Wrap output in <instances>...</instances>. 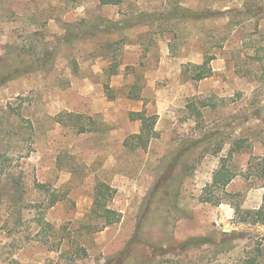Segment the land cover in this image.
I'll return each instance as SVG.
<instances>
[{
    "label": "rangeland",
    "instance_id": "obj_1",
    "mask_svg": "<svg viewBox=\"0 0 264 264\" xmlns=\"http://www.w3.org/2000/svg\"><path fill=\"white\" fill-rule=\"evenodd\" d=\"M205 58L210 77L183 73ZM13 71L0 84V264H243L257 246L264 264V225L231 204L262 203L248 163L264 155V0H0V75ZM140 110L157 121L130 150ZM222 158L237 175L210 192ZM98 183L117 223L92 213ZM191 238L206 240L181 248Z\"/></svg>",
    "mask_w": 264,
    "mask_h": 264
},
{
    "label": "trees",
    "instance_id": "obj_2",
    "mask_svg": "<svg viewBox=\"0 0 264 264\" xmlns=\"http://www.w3.org/2000/svg\"><path fill=\"white\" fill-rule=\"evenodd\" d=\"M108 1H113V0H108ZM108 1L106 0V2ZM192 15L196 16L199 14H192ZM257 53L258 51L256 49L254 62L257 63L258 65H263L262 60L258 58V56H256ZM210 62H211V58H205L200 64L187 63L183 68V73L185 74L190 71L192 73L191 79L195 81L208 78L213 73ZM17 72L18 71L7 72L5 74L0 75V84ZM135 95H137V93ZM201 105L204 106L205 102L202 101ZM186 107L193 115H195V117L201 116V112L196 102L190 101L187 103ZM66 115L68 117H73L76 120L75 127H77L78 131L84 132L88 129L87 128L88 126H86L84 122H81L79 114L67 113ZM130 116L133 120H137L140 122V130L138 133L129 135L124 141V146L130 150L146 149L153 136L154 127L157 121V115L147 114L145 110H140V111L130 112ZM228 160H229L228 158H222L219 166L213 172L211 182L207 186V190H210V192L213 189L224 190L225 187L228 186L229 183L233 180V178L237 175V173L227 164ZM248 164H249V170H252L251 171L252 174L256 176L258 179L264 181V155L253 158L252 161H249ZM262 187H263L262 203L257 208L242 210L240 204L231 202L234 208L235 217L239 218L238 219L239 222L264 225V182ZM38 188L40 190L46 189L47 192L49 191L46 184H42V183L38 184ZM224 193L227 194V192ZM112 198H113V191L108 185H106L105 183H98L95 186L94 189L95 207L92 213L96 218L100 219V222L102 223L103 226L112 225L120 220V213L108 206ZM59 199H60L59 196H57L55 192L49 193V202L47 204V207L45 208L47 209L49 207L54 206ZM223 200H225L223 197L220 198L219 196L213 194V197L206 196L204 201L211 203L213 205H218ZM34 221L38 227L37 233L41 237L39 238L40 241L43 244H51L55 246V248L52 249V251L58 249L60 246L59 242L61 241V239L56 241V234L59 231L55 229L52 223L46 220L43 211L38 213L37 216H35ZM205 240L206 238H191L186 242L182 243L181 248L187 249L192 245H197V244L200 245ZM155 249L156 251L154 252V254L156 255H162L168 252L165 248L159 246H155ZM80 250L84 251V248H81V246H77L78 253H80ZM255 251L256 252L252 256L244 260L243 264H258V258L260 257V255H262L261 246H257ZM8 259H13V258L9 257ZM3 264H5V262H3Z\"/></svg>",
    "mask_w": 264,
    "mask_h": 264
}]
</instances>
